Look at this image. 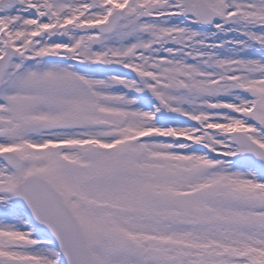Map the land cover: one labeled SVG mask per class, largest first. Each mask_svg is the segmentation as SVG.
I'll return each mask as SVG.
<instances>
[{
    "label": "snow or ice",
    "instance_id": "6c2138e0",
    "mask_svg": "<svg viewBox=\"0 0 264 264\" xmlns=\"http://www.w3.org/2000/svg\"><path fill=\"white\" fill-rule=\"evenodd\" d=\"M0 264H264V0H0Z\"/></svg>",
    "mask_w": 264,
    "mask_h": 264
}]
</instances>
